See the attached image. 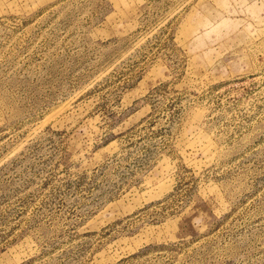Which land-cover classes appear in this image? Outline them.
Masks as SVG:
<instances>
[{
  "label": "rangeland",
  "instance_id": "374dc122",
  "mask_svg": "<svg viewBox=\"0 0 264 264\" xmlns=\"http://www.w3.org/2000/svg\"><path fill=\"white\" fill-rule=\"evenodd\" d=\"M0 264H264V0H0Z\"/></svg>",
  "mask_w": 264,
  "mask_h": 264
}]
</instances>
